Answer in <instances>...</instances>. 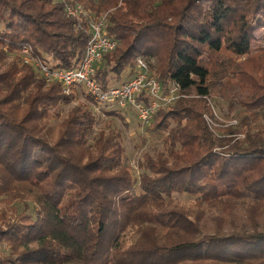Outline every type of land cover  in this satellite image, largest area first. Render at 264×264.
Here are the masks:
<instances>
[{"label": "trees", "instance_id": "16d2710c", "mask_svg": "<svg viewBox=\"0 0 264 264\" xmlns=\"http://www.w3.org/2000/svg\"><path fill=\"white\" fill-rule=\"evenodd\" d=\"M65 2L103 16L117 41L95 72L101 89L130 78L142 56L164 90L180 85V96L153 114L163 149L143 155L135 182L120 129L91 135L96 115L86 105L67 110L53 133L51 116L74 96L17 57L7 61L31 49L50 67H75L87 21L59 1L0 0V264H264V84L238 80L239 91L223 94L244 112L226 137L212 133L198 93L208 94L218 54L251 53L264 0ZM175 193L195 198L184 204ZM9 199L32 213L14 208L8 217Z\"/></svg>", "mask_w": 264, "mask_h": 264}, {"label": "rangeland", "instance_id": "374dc122", "mask_svg": "<svg viewBox=\"0 0 264 264\" xmlns=\"http://www.w3.org/2000/svg\"><path fill=\"white\" fill-rule=\"evenodd\" d=\"M217 56L222 57L218 62V65L208 64L211 69V73L208 77V85L210 87L208 94L203 88H198V93L206 95L203 100V105L206 106V109L203 110L202 113H204L203 117L212 133L217 136L226 137L228 136L226 135L228 130L230 128H235L238 125L239 119L243 116L244 112L240 108L235 110L230 109L229 103L223 94L229 95L232 91H239L236 84L238 80L247 84L253 83L254 85H261L260 82H262V85L264 84V81H260V77H262L261 75L264 71V28H260L256 31V39L252 43L251 53L237 56L228 51H222ZM14 57H17L18 65H29L32 68L35 65V60H33L35 57L43 61V59L36 56L31 49H21L9 52L7 61H11ZM207 60L208 58L205 57L204 61ZM154 62V60H151V63ZM127 71L128 69L123 73L126 75ZM149 72L152 73L151 70ZM39 77L43 79L46 85L54 82L47 80L41 75ZM127 78L128 77L126 76L125 80ZM109 81L112 84L120 83V81L114 79V77L110 78ZM195 93V90L192 89L188 94V97H194L196 95ZM70 95H73L74 97L67 104L62 105L61 116H51L49 126L52 132H56L57 124L67 110L72 107L89 105L95 111L96 115L95 125L93 126L91 135H94L99 129L107 127V125L120 129L122 132V145L124 147L123 162L127 165L135 182H138L139 175L143 171L142 168L138 167V161H142L144 154L155 156L157 151L163 149V137L166 133L152 132L155 123L159 121L160 117H157L154 121L150 119L149 123L144 124L138 119L136 111L131 107H127L123 110H116L114 107L97 104L90 101L87 95L82 91H76ZM114 110L117 113H113L114 115L108 114L110 111ZM233 113L237 114L233 115ZM112 187L116 191L122 188L118 183H114ZM138 191L139 187L135 185V192ZM173 197L184 204L192 203L195 198L194 195L176 193ZM5 207L8 211L7 213H9L7 214L8 217L12 218H15V215L10 214V211L14 208L20 213H32L33 211L32 206L27 210L23 209L24 207L21 202L12 199L6 201ZM207 218H209L208 214ZM208 222L210 225L212 224L211 220ZM2 250L4 254L8 253L5 244L2 245Z\"/></svg>", "mask_w": 264, "mask_h": 264}, {"label": "built area", "instance_id": "2783aa9c", "mask_svg": "<svg viewBox=\"0 0 264 264\" xmlns=\"http://www.w3.org/2000/svg\"><path fill=\"white\" fill-rule=\"evenodd\" d=\"M63 2L68 15L80 21H87L88 40L82 59L72 68L50 67L44 61L36 57L34 67L40 75L47 80L56 81L61 86L65 95L76 91H82L92 98L97 104L114 107L123 110L133 108L138 119L147 124L153 114L161 107L167 106L180 96V85L171 82L168 89L164 90L160 81L150 73L146 60L142 56L135 59L136 72L125 82L119 85H109L101 89L94 75L101 64L105 54L116 46V39L109 34L103 16L92 17L83 4ZM27 50V49H25Z\"/></svg>", "mask_w": 264, "mask_h": 264}]
</instances>
